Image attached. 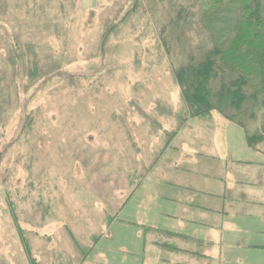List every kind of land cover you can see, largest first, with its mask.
<instances>
[{
	"label": "rangeland",
	"instance_id": "374dc122",
	"mask_svg": "<svg viewBox=\"0 0 264 264\" xmlns=\"http://www.w3.org/2000/svg\"><path fill=\"white\" fill-rule=\"evenodd\" d=\"M201 1L0 0V264H136V186L158 155L246 143L218 112L190 118L174 75L177 15ZM243 123L261 133L264 107Z\"/></svg>",
	"mask_w": 264,
	"mask_h": 264
},
{
	"label": "crops",
	"instance_id": "0c3cea01",
	"mask_svg": "<svg viewBox=\"0 0 264 264\" xmlns=\"http://www.w3.org/2000/svg\"><path fill=\"white\" fill-rule=\"evenodd\" d=\"M202 146L208 151L165 148L136 186V264H264L257 260L264 258V154L247 140L238 147L213 137ZM125 259L117 263H135Z\"/></svg>",
	"mask_w": 264,
	"mask_h": 264
},
{
	"label": "trees",
	"instance_id": "16d2710c",
	"mask_svg": "<svg viewBox=\"0 0 264 264\" xmlns=\"http://www.w3.org/2000/svg\"><path fill=\"white\" fill-rule=\"evenodd\" d=\"M183 13L177 15L185 21L175 24L169 48L177 58L174 75L190 118L218 112L246 132L250 147L264 142V128L250 136L243 123L252 110L264 107L259 88L264 84V0H202L200 8ZM194 26L203 32L206 47L193 50L183 36Z\"/></svg>",
	"mask_w": 264,
	"mask_h": 264
}]
</instances>
